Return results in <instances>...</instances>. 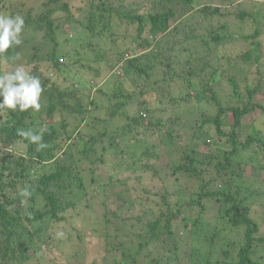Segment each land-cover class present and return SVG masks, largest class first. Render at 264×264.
<instances>
[{
	"label": "trees",
	"instance_id": "16d2710c",
	"mask_svg": "<svg viewBox=\"0 0 264 264\" xmlns=\"http://www.w3.org/2000/svg\"><path fill=\"white\" fill-rule=\"evenodd\" d=\"M70 1L45 0L40 10L29 8L22 16L23 29L29 27L36 36L29 37L26 46L23 40L10 48L0 61V75L11 72L19 66H12L16 55L27 48L25 70L40 79L43 89L39 111L0 110V264L44 260L41 244L56 238L68 212L78 217L93 200L104 206L99 231L87 238H96L101 252L88 264H138L142 256L152 264H170L176 258L179 231L186 229L209 246L204 264H262L255 258L264 250L262 219L253 205L242 207L264 197V176L252 177L253 171L247 170L249 164H257L264 175V134L255 125L256 116L264 115V103L255 101L264 88L258 72L259 65L264 66L259 40L264 26L255 24L260 9L248 11L237 0L201 4L197 9L202 0H78L76 5ZM223 4L239 7L234 18L253 31L233 32L222 19ZM3 9L10 16L17 14L9 0H0V14ZM193 11L202 14L198 27L184 24ZM238 39H251V46L235 56L250 64L247 68L232 64L229 53H218ZM199 46L203 50H195ZM253 67L260 80L250 86ZM68 71H76L77 81L60 86ZM104 77L113 78L112 89L95 87ZM94 109L108 115L92 116L99 126L90 119ZM54 116L64 128L61 134ZM115 117L119 122L114 125ZM68 118L73 120L71 131ZM28 130L41 135L46 146L38 148L19 135ZM145 133L150 139L154 136L151 146L138 138ZM20 144L26 148L22 155L15 149ZM141 144L147 157L150 148L164 146L158 156L151 150V157L165 156L162 169L156 170L147 157L139 158V164L129 160ZM104 170L109 175L104 176ZM138 170L157 175L171 171L174 178L137 194V208L143 207L146 216L143 220L135 210L139 230H134L108 202L119 200L117 208L127 210L135 207L134 190L126 179L135 181L142 175L123 177ZM204 172L212 173L216 183L203 182L199 175ZM180 176L197 178L202 190L184 188ZM25 190L30 194L23 195ZM206 198L218 204L214 218L221 222L216 225L206 222ZM125 235L133 252L123 245ZM92 246L77 249L86 253ZM201 248L190 246L187 264H203Z\"/></svg>",
	"mask_w": 264,
	"mask_h": 264
},
{
	"label": "rangeland",
	"instance_id": "374dc122",
	"mask_svg": "<svg viewBox=\"0 0 264 264\" xmlns=\"http://www.w3.org/2000/svg\"><path fill=\"white\" fill-rule=\"evenodd\" d=\"M45 0H9V7L11 10H14L15 13H17L16 15H20V16H26V11L32 7L33 12L40 10L39 8L43 7L42 3ZM71 5H76V3H78V0H71ZM196 2V1H195ZM222 2H227L224 0H202L200 2V5L196 4V9L201 6V4H208L211 3L213 5H220ZM237 2H241L242 5L244 6V8L248 11H254V10H259L260 9V15H259V19L256 20L255 24L260 25V26H264V0H237ZM224 6V10L226 11L224 13V16L222 17V19H225L229 22L230 24V28H232L233 32L236 30V32L241 31V29L243 28L245 31L249 30L250 32L253 31L254 28L250 27L248 25H245V23H241L238 20H236L234 18V14L239 12V7H235L234 4H223ZM34 7V8H33ZM2 11V10H1ZM194 12L196 14H198V18L194 15ZM3 14L4 15H9L8 14V10H4L3 9ZM192 18L190 19H185V23H192L195 24L196 27L198 22L201 21L202 19V14L200 13V11H193L192 12ZM236 20V21H234ZM196 21V22H195ZM238 23V24H237ZM183 24V25H184ZM182 25V26H183ZM255 25V26H257ZM208 26V25H207ZM207 26H203L204 28ZM254 26V27H255ZM76 28H74L78 33V27L75 26ZM32 29H30L29 27H26L25 29H23V32L21 34V40L23 42L24 40V46L28 45V38L31 36H36L35 32H33L32 34ZM71 37V36H70ZM37 39V38H36ZM259 40H261L263 46H262V53H264V34L260 35ZM251 39L248 41H243L240 42L239 39L233 43H228L226 44V46H224L221 50H218V53H229L231 56L232 61L231 63L234 64L235 66H241V67H249L250 64L248 63H244L239 57L236 58L235 56L238 55L239 53H241L242 51H244L247 47L251 46L250 43ZM100 49V48H99ZM98 49V51L100 52V50ZM203 50L202 47H197L195 48V50ZM29 53V50L27 48L23 49V53H20L18 55H16V59L14 61V63L12 64V66H16V65H22L24 68L25 66V61L27 58V54ZM200 54V53H199ZM262 55V54H261ZM18 57V58H17ZM105 58H111L113 59V57H111V55L105 54ZM227 60V59H226ZM262 63H264V58L261 61ZM36 63V61L33 60V64ZM101 63H104V60L101 61ZM39 69L41 67V64L39 63ZM104 66V65H103ZM259 69V76L264 77V66H260ZM75 70H80L79 68H77V66L73 67ZM73 69V70H74ZM76 71H68L66 74V81L64 83H61L60 86H64V85H69L71 84V82L75 83L77 81L78 78V74L75 73ZM75 73V74H74ZM106 77V76H105ZM105 77L102 79V81L99 82V85L95 86V87H101L105 90V86L107 85L109 88L113 87V78H109L107 80H105ZM58 79H61V77L57 76ZM54 79H56V76H54ZM88 79V77H87ZM259 77H258V73L254 70V67L252 69V71L249 74L248 77V84H250V86H253L255 83H257L259 81ZM81 84V83H80ZM176 92V91H175ZM96 93V92H94ZM98 96V95H97ZM96 98V97H95ZM99 98V97H98ZM255 101L258 102H263L264 103V88L262 90V92H259L256 96H255ZM135 109V106H131V110ZM130 109L128 111H130ZM90 119H92V116L95 115L97 117H102V118H107V112L103 109H94L92 110L90 113ZM54 124L56 125V127L59 130V134L63 133L64 128L61 126V121L59 119V116H54ZM64 121V120H63ZM66 121H68V130L71 131L73 130V126L70 124L71 118L66 119ZM112 123L115 125L117 124L119 121L118 119L115 117L112 120ZM92 123H96L98 126L101 125L99 122L93 121L92 119ZM255 125L257 126V129L261 130V132L264 134V115H257L256 116V121H255ZM143 134L138 136L139 140L143 141L145 144H147L148 141H150V146H151V141L154 139V136H151L150 139V134ZM60 136V135H59ZM76 139V137L74 138L72 136V140L74 141ZM145 144H141V146L139 145V148L141 150L136 151L139 152L137 153L133 158H129V160L134 161L136 163L139 164V158L144 159L145 157H147V154L142 152L143 147L145 146ZM160 147H156L153 149H149L148 151L150 152L149 156L146 158V160L150 161L152 165L155 166L156 170H160L162 169V167L164 166V164L166 163V159L165 156L162 159H158L156 157H151V150L152 152H155V154L158 156L161 152H163L162 147H164L163 145H159ZM162 146V147H161ZM16 149V153L18 155H22L24 153H26V148L25 146H23V144H20L18 147L15 148ZM75 149V148H71ZM129 155L133 156V152H131ZM162 155V154H161ZM222 159V158H221ZM128 160V161H129ZM145 160V161H146ZM251 165L249 168H247L248 171H253L252 173V177H259V176H264L262 175L257 168V164H249ZM101 173L104 176L109 175L108 172L101 171ZM264 174V172H262ZM132 174L131 176L133 177H137L138 175H142L140 179H136L135 181H133L135 178H129L126 179L127 181V185L130 188H133L134 192H132L133 196L132 199L134 200V208H128L131 209L132 211L127 210L126 207L121 206L118 207L117 206L120 204L119 200H116L115 202H108L109 204V208L111 209H116L118 210L119 214L121 215V218H124L125 220L128 221L127 226L129 225H133V229L134 230H139V223L137 222L136 219H134L133 217L137 215V212H139L138 215H140L143 220L145 219L143 216L144 213V209L143 207L141 208H137L138 205H136V199H137V194L141 193L143 188L146 189H150L154 191V188H156L158 186V183L164 184L166 182H168L170 179L174 178V175L172 174L171 171H168V173H161L160 175H157L158 172L156 171V173H151V171H145V170H138L134 173H127L125 174V176L123 178H126L128 175ZM134 174H138V175H134ZM128 176V177H131ZM200 179L205 182V183H216L214 181V179L212 180V173L210 172H204L202 175H199ZM213 177H215V174H213ZM182 184L185 185L184 188H188L189 186L191 188H189V191H194V192H199L200 190H202L198 185H199V180L195 177H185V176H180ZM218 180H221L222 177L217 176ZM207 181V182H206ZM125 186H127L126 184H124ZM182 185V186H183ZM102 189V188H101ZM99 189V190H101ZM262 189H264V187H262ZM253 190V189H251ZM257 191L260 190V188L258 187L256 189ZM162 191V190H161ZM255 191V190H253ZM259 195V194H258ZM258 195L256 197H258ZM259 198V197H258ZM99 200H101V198H99ZM252 203V204H251ZM203 204L206 205V207H208V209L206 210V222L208 223V225H216L217 223H220L221 220H216L214 218V214L217 211L218 208V204L217 202L214 200V198H206L203 201ZM251 205H253V210H255L256 214L258 215V217H260V219H262V226H264V197L263 198H259L256 199L254 201H250V202H246L244 204H242V207L244 208H248ZM103 206L101 205L99 201L97 200H93L90 202V207H88L87 209H83L81 211V213L78 215V217H76V213H72V211L68 212V216H67V221L62 224L61 229L60 227L57 228V230L55 231L56 234V238H53L52 241L49 242V245L42 243L41 246L44 249L43 254H41L40 256L46 255L45 259L43 260L40 259L39 261H37V264H50L51 262H53L54 264H88V261L91 259V257L98 251L101 252V246L98 242L96 238H91L89 237V239L87 238L88 235H92L95 234L97 231H99L100 228V223L99 219L100 216L102 215L103 212ZM80 207V206H79ZM93 207V208H92ZM89 208H92L93 210H88ZM137 209V212L135 211ZM73 214L72 216L70 214ZM263 215V218L261 217ZM81 216H86L84 221H81ZM260 222V221H259ZM189 229L186 230H180L179 231V236L176 238V242H177V253H175V259L174 260H170V264H187V259L189 258L190 254V246L191 245H196V246H201L202 251H201V262H203L204 264V260L206 258V251L208 250L209 246L207 245V243L205 241L202 240V238L200 237L199 234L197 233H191V231ZM264 230V229H263ZM64 234L68 235V237H65L66 240H61L60 238L64 237ZM234 235V234H233ZM58 236V237H57ZM87 240H86V239ZM234 238H236V236H234ZM123 240V245L124 247L129 248L130 252H133L135 248L133 244L130 242L129 236L125 235L124 238L122 237ZM93 243V246L90 247L89 252L83 253L81 250L77 249L78 245L79 246H84L87 244H91ZM231 247V245H230ZM157 251H160L159 249L153 248ZM46 251V252H45ZM144 252H147L146 249L143 250V255ZM46 253V254H45ZM151 256V253H150ZM255 258H257L259 261H261L262 264H264V250H259V252L255 255ZM124 259V257L122 258ZM130 258L127 256L125 260H129ZM145 259L144 264H152V262L150 263V258L147 257H141L140 259H138L137 263L138 264H142V260ZM152 261V260H151ZM165 262H162V264Z\"/></svg>",
	"mask_w": 264,
	"mask_h": 264
},
{
	"label": "clouds",
	"instance_id": "9594fccd",
	"mask_svg": "<svg viewBox=\"0 0 264 264\" xmlns=\"http://www.w3.org/2000/svg\"><path fill=\"white\" fill-rule=\"evenodd\" d=\"M23 28L24 18L22 16L0 14V61L6 59L4 54L10 48L22 43L20 37ZM42 91L40 79L30 75L22 65L17 66L13 71L0 75V97H2L0 110L39 111ZM19 135L36 143L38 148L46 146L40 142L41 135L31 130L21 131ZM22 194L27 196L30 193L25 190Z\"/></svg>",
	"mask_w": 264,
	"mask_h": 264
}]
</instances>
